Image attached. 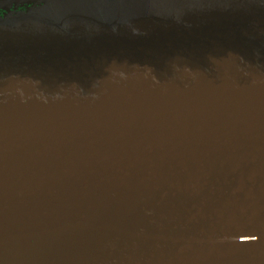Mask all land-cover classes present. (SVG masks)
Wrapping results in <instances>:
<instances>
[{
    "label": "water",
    "instance_id": "obj_1",
    "mask_svg": "<svg viewBox=\"0 0 264 264\" xmlns=\"http://www.w3.org/2000/svg\"><path fill=\"white\" fill-rule=\"evenodd\" d=\"M0 9V264H264V0Z\"/></svg>",
    "mask_w": 264,
    "mask_h": 264
},
{
    "label": "flooded vegetation",
    "instance_id": "obj_2",
    "mask_svg": "<svg viewBox=\"0 0 264 264\" xmlns=\"http://www.w3.org/2000/svg\"><path fill=\"white\" fill-rule=\"evenodd\" d=\"M27 7H29V6H27V5L20 6V5H14V4H12V5H9L8 6V9L10 11H18L19 12V11H24ZM3 13H4V11L2 9H0V16H2Z\"/></svg>",
    "mask_w": 264,
    "mask_h": 264
},
{
    "label": "trees",
    "instance_id": "obj_3",
    "mask_svg": "<svg viewBox=\"0 0 264 264\" xmlns=\"http://www.w3.org/2000/svg\"><path fill=\"white\" fill-rule=\"evenodd\" d=\"M3 16V15H2Z\"/></svg>",
    "mask_w": 264,
    "mask_h": 264
}]
</instances>
